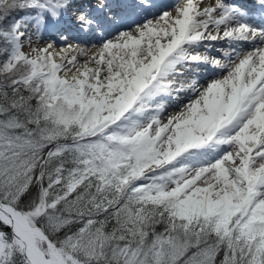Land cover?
<instances>
[{
	"label": "snow or ice",
	"instance_id": "6c2138e0",
	"mask_svg": "<svg viewBox=\"0 0 264 264\" xmlns=\"http://www.w3.org/2000/svg\"><path fill=\"white\" fill-rule=\"evenodd\" d=\"M0 264H264V0H0Z\"/></svg>",
	"mask_w": 264,
	"mask_h": 264
},
{
	"label": "bare ground",
	"instance_id": "6f19581e",
	"mask_svg": "<svg viewBox=\"0 0 264 264\" xmlns=\"http://www.w3.org/2000/svg\"><path fill=\"white\" fill-rule=\"evenodd\" d=\"M175 1V0H174ZM59 47V46H58Z\"/></svg>",
	"mask_w": 264,
	"mask_h": 264
},
{
	"label": "rangeland",
	"instance_id": "374dc122",
	"mask_svg": "<svg viewBox=\"0 0 264 264\" xmlns=\"http://www.w3.org/2000/svg\"><path fill=\"white\" fill-rule=\"evenodd\" d=\"M59 46V45H58Z\"/></svg>",
	"mask_w": 264,
	"mask_h": 264
}]
</instances>
